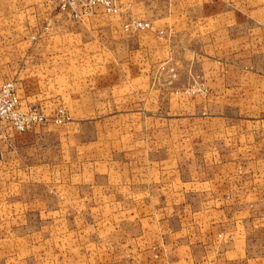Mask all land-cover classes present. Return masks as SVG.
I'll list each match as a JSON object with an SVG mask.
<instances>
[{
	"label": "crops",
	"instance_id": "obj_1",
	"mask_svg": "<svg viewBox=\"0 0 264 264\" xmlns=\"http://www.w3.org/2000/svg\"><path fill=\"white\" fill-rule=\"evenodd\" d=\"M42 2L0 0V85L15 82L21 106L50 84L70 117L108 119L69 149L55 207L116 215V243L138 264H264V0H129L119 16L66 15L84 33L53 32L50 52L13 44L36 41ZM132 20L149 29L123 30ZM188 75L209 93H177ZM9 182L0 172L4 198Z\"/></svg>",
	"mask_w": 264,
	"mask_h": 264
},
{
	"label": "rangeland",
	"instance_id": "obj_2",
	"mask_svg": "<svg viewBox=\"0 0 264 264\" xmlns=\"http://www.w3.org/2000/svg\"><path fill=\"white\" fill-rule=\"evenodd\" d=\"M30 7L28 5L26 8ZM42 9L45 18L44 21L40 20L37 23L38 33L35 37V39L38 37L36 39L39 41L38 46H34L35 40L30 43L17 41L13 44L19 47H37V49L47 47V51L50 52L49 48L53 45V32L60 33L76 29L84 33L82 25L66 16L67 13H62L53 5L44 2H42ZM2 10L3 6L0 7V13ZM0 57L2 59L3 54ZM36 57L41 59L39 55L34 54L30 61L35 63ZM47 57H50V53ZM157 62L161 63L157 64L158 68L154 76L159 80L165 70L162 60L157 58ZM129 76L130 71H124V77L130 78ZM144 77L147 79L146 76ZM11 82L15 85V82ZM201 85L205 89L204 93L198 91ZM14 87L15 90L20 88L18 85ZM177 88V93L188 96H202L209 93L202 77L195 75H188L184 84ZM56 92L57 90L53 89L50 84H45L41 87L42 94L33 92V95H27L29 98L40 95L39 100L21 103V108L35 107L41 111L46 120L44 123L34 125L21 134L6 133L4 137H0V142L10 140L17 144L14 150H8V148L0 150V162L2 163L0 172L8 175L12 183L11 198L3 197V194L6 192L7 196L9 191L0 190V231L6 224H11L13 235L11 244L8 243L7 237L6 240L0 239V252L6 251L4 256L0 254V258H4L0 264H138L137 260L133 259V253L126 252V250H131V247L120 246L116 243V223L119 220L116 215L85 214L83 208L77 204L73 208H64L65 205L56 208L54 205L55 197L50 183L53 176L63 175L64 167L62 166H65L69 158L67 157L69 149L81 147L80 144L84 141L95 137L91 129L94 126L105 125L108 121L106 118L70 117L65 107L66 103L63 102L64 96ZM77 96L85 97L81 90L75 98ZM57 98L61 100L57 101ZM56 109H62L68 121L59 125L51 123L49 118ZM48 127L51 129L43 132V129ZM70 128L77 132L67 134ZM34 129H37L36 133ZM4 162H6L5 166H3ZM42 162L44 164L40 172L29 166ZM0 185L3 184L0 183ZM3 209H6L5 213ZM58 209L60 212H54ZM67 209L72 211L67 212ZM22 210L24 212L21 213ZM154 248L147 249L153 260L154 256L155 258L159 256L157 254L160 256L164 254L163 251ZM146 251L144 249L142 252Z\"/></svg>",
	"mask_w": 264,
	"mask_h": 264
},
{
	"label": "built area",
	"instance_id": "obj_3",
	"mask_svg": "<svg viewBox=\"0 0 264 264\" xmlns=\"http://www.w3.org/2000/svg\"><path fill=\"white\" fill-rule=\"evenodd\" d=\"M53 5L58 11L67 13L75 19L101 13L108 16L123 15L129 8V0H42ZM146 22L129 21L123 25V30L144 31L148 30ZM205 92L201 85L198 88ZM50 122L59 125L68 121L62 109H56L50 116ZM45 116L35 107L21 108L13 83L6 82L0 85V137L6 133L21 134L34 125L44 123Z\"/></svg>",
	"mask_w": 264,
	"mask_h": 264
}]
</instances>
